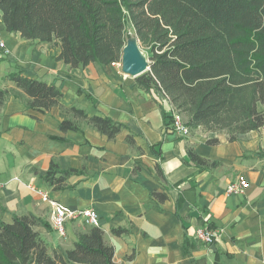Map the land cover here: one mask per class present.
<instances>
[{
	"label": "crops",
	"instance_id": "0c3cea01",
	"mask_svg": "<svg viewBox=\"0 0 264 264\" xmlns=\"http://www.w3.org/2000/svg\"><path fill=\"white\" fill-rule=\"evenodd\" d=\"M0 38L12 54V60L0 58L1 88L16 89L8 75L20 72L58 87L64 108L76 106L126 127L112 140L84 124L80 131L62 133L58 124L69 116L59 107L40 113L9 96L0 113L1 222L33 216L48 250L64 255L81 223H68L65 238L46 230L47 198L68 208L94 209L104 241L114 248L113 264H264V126L234 142L198 129L179 136L168 127L156 96L138 88L118 63L69 68L57 59L59 47L8 33L1 20ZM128 131L133 148L125 142ZM209 139L218 144L208 145ZM187 147L217 164L200 170L185 164ZM51 161L61 170L83 173L55 191L41 180ZM238 178L248 187L225 194ZM154 191H165L167 199L158 202ZM200 214L218 231L211 246L192 237ZM118 227L129 231L115 236L111 230Z\"/></svg>",
	"mask_w": 264,
	"mask_h": 264
},
{
	"label": "trees",
	"instance_id": "16d2710c",
	"mask_svg": "<svg viewBox=\"0 0 264 264\" xmlns=\"http://www.w3.org/2000/svg\"><path fill=\"white\" fill-rule=\"evenodd\" d=\"M0 20L8 33L59 47L58 60L69 68L120 63L128 29L147 52L149 69L134 81L149 93L162 92L191 130L224 133L228 142L264 126V0H0ZM16 89L0 87V113L9 96L22 98L27 109L46 113L59 107L69 117L60 132L80 131L82 124L114 139L126 129L79 107L61 106L62 92L42 80L8 75ZM159 104V103H158ZM166 117V105H160ZM126 144L133 148L128 131ZM217 145V139L206 141ZM184 163L198 170L216 165L186 148ZM165 181L159 165L155 166ZM83 170L64 169L51 161L41 180L55 191ZM163 202L167 193L154 191ZM201 213H204L202 210ZM199 225L213 228L203 221ZM31 215L0 221V264H113L114 248L99 227L81 226L64 255L49 251ZM46 230L50 227L42 223ZM126 228H113L121 236ZM188 240H185V245ZM132 255L130 256V258Z\"/></svg>",
	"mask_w": 264,
	"mask_h": 264
},
{
	"label": "built area",
	"instance_id": "2783aa9c",
	"mask_svg": "<svg viewBox=\"0 0 264 264\" xmlns=\"http://www.w3.org/2000/svg\"><path fill=\"white\" fill-rule=\"evenodd\" d=\"M11 51L6 46L3 39L0 38V58L11 59ZM12 60V59H11ZM119 65V64H118ZM156 96V100L160 105H166V117L168 127L179 136H187L190 131L186 126L185 121L179 111L169 103V98L162 92H149ZM248 187V183L243 178L229 184L225 189V194H236L244 191ZM50 206L49 226L60 237H66V225L71 222H80L86 226L99 227V216L94 209H73L68 208L62 203L44 198ZM209 217V216H208ZM207 222V219H205ZM192 237L199 243L206 246H211L218 238V231L215 228H207L205 226H198L194 229Z\"/></svg>",
	"mask_w": 264,
	"mask_h": 264
},
{
	"label": "water",
	"instance_id": "95a60500",
	"mask_svg": "<svg viewBox=\"0 0 264 264\" xmlns=\"http://www.w3.org/2000/svg\"><path fill=\"white\" fill-rule=\"evenodd\" d=\"M122 74L136 78L149 69V60L143 53L136 36H129L122 48L119 63Z\"/></svg>",
	"mask_w": 264,
	"mask_h": 264
},
{
	"label": "rangeland",
	"instance_id": "374dc122",
	"mask_svg": "<svg viewBox=\"0 0 264 264\" xmlns=\"http://www.w3.org/2000/svg\"><path fill=\"white\" fill-rule=\"evenodd\" d=\"M130 34V35H129ZM127 35L128 36H132V31H131V29H128V32H127ZM142 51H143V53L145 54V56L147 57V52L145 51V50H143L142 49ZM181 114V113H180ZM182 115V114H181ZM182 117H183V119H184V121L186 122V120H187V118L185 117V116H183L182 115ZM189 128V127H188ZM206 127L205 126H201V127H199L198 128V131L200 132V133H213V132H206V129H205ZM191 129L189 128V131H190ZM215 134H224V133H215ZM225 135V134H224ZM83 224H78L77 226L81 229V226H82ZM83 226H86V225H83Z\"/></svg>",
	"mask_w": 264,
	"mask_h": 264
},
{
	"label": "bare ground",
	"instance_id": "6f19581e",
	"mask_svg": "<svg viewBox=\"0 0 264 264\" xmlns=\"http://www.w3.org/2000/svg\"><path fill=\"white\" fill-rule=\"evenodd\" d=\"M130 35V34H129ZM119 64V63H118Z\"/></svg>",
	"mask_w": 264,
	"mask_h": 264
}]
</instances>
